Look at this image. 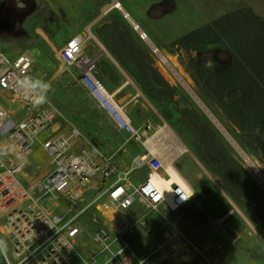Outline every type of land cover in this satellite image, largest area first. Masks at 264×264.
<instances>
[{
	"label": "rangeland",
	"instance_id": "rangeland-1",
	"mask_svg": "<svg viewBox=\"0 0 264 264\" xmlns=\"http://www.w3.org/2000/svg\"><path fill=\"white\" fill-rule=\"evenodd\" d=\"M250 1L6 0L0 11V47L38 46L42 56L36 66L44 74L45 98L120 167L130 165L145 147L120 132L96 106L77 81L78 70L60 59L65 44L86 38L84 53L97 52L91 56L96 58L94 71L124 113L137 127L151 123L148 135L162 132L161 126L170 132L166 141L153 137L152 146H147L177 154L175 164H167L173 163L194 191L189 202L176 209L140 204L127 211L135 223L124 236L141 264H222L228 251L264 246V94L250 95L248 87L238 102L252 71L246 29ZM238 9L239 16L234 14ZM226 15L231 17L221 21ZM163 55L189 80L192 91L175 77ZM236 59L240 61L235 65ZM34 151L43 154L40 148ZM42 154L41 166L27 167L29 181L48 172ZM112 216L92 209L80 217L89 232L78 245L83 250L81 245L88 242L84 255L92 252L95 228L123 227ZM163 222L178 228L202 251H187L177 259L157 252L149 232ZM4 242L9 250L8 240Z\"/></svg>",
	"mask_w": 264,
	"mask_h": 264
},
{
	"label": "built area",
	"instance_id": "built-area-1",
	"mask_svg": "<svg viewBox=\"0 0 264 264\" xmlns=\"http://www.w3.org/2000/svg\"><path fill=\"white\" fill-rule=\"evenodd\" d=\"M140 36L145 38L146 33L140 32ZM75 38L61 48L60 59L78 70L79 84L120 132L145 142L152 124L137 127L132 123L94 74L96 58L83 51L86 38ZM36 55L33 51L11 58L0 49V88L23 107L22 116L15 118L0 102V142L5 140L0 145V231L10 247L4 252L6 264H141L124 236L135 223L127 218V211L140 204L150 209H176L189 202L193 186L187 179L188 184L171 182L169 201L153 180L166 170L158 155L151 151L137 155L123 168L112 155L86 141L80 129L45 98L43 86L33 74ZM76 138L85 141L78 151L73 150ZM36 145L48 157L50 170L29 181L25 174ZM92 209L112 212V220L120 219L123 227L116 231L95 228L92 252L84 255L88 242L81 245L83 250L78 245L89 232L80 217ZM149 237L154 249L169 259L202 251L169 222L151 230Z\"/></svg>",
	"mask_w": 264,
	"mask_h": 264
},
{
	"label": "crops",
	"instance_id": "crops-1",
	"mask_svg": "<svg viewBox=\"0 0 264 264\" xmlns=\"http://www.w3.org/2000/svg\"><path fill=\"white\" fill-rule=\"evenodd\" d=\"M61 1H63L64 3H71V2H73V0H61ZM5 2H6V0H0V11L3 9V7L5 5ZM246 5H249L251 7V8H247L246 10H250V11H252L254 13H263L264 14V1H263V4H260L258 2V0H252L249 3H247ZM234 11L236 12V11H242V10L241 9H238V10H234ZM2 48H4V49H2ZM20 48L22 49L21 51H20ZM0 49L3 50V51H5L8 54V56L11 57V58H15L16 56H18V55H20L22 53H29V52H33L34 51L35 54H37V55H36V57H34V73L33 74H34V77L37 80L36 82L38 84L42 85L43 88H44V85H43L44 84L43 83L44 82V78L42 79V76H44V74L41 73L40 71L38 72L37 66H36L38 60L42 56V51H41V49L38 46H36V45H27V44L22 43L20 46L17 45L14 48L0 47ZM86 54L87 55H90V56H95V55H97V52H94L92 54H89V53L86 52ZM115 58L118 61H122L121 58H119V57H116L115 56ZM94 74L101 80V78L95 73V71H94ZM127 83H129V81H127ZM110 92H112V91H110ZM0 102L4 105V107L9 112L12 113V115L15 118H20L22 116V114H23V107H22V104L20 103V101H18L17 99H14L12 96H10L6 92H4L1 88H0ZM130 119H131L132 123L135 125V123L133 122V120H132L131 117H130ZM70 124H73V123L70 122ZM135 126H137V125H135ZM161 127H164L163 128L164 130L162 132H160L159 134H157L154 137V140L155 141H166V135L170 133L167 130V128H165V126H161ZM157 130H159V129H157ZM155 132L152 135H149V137L150 136H153L154 134L157 133V132L156 133ZM123 133H125V132H123ZM2 143H5V140H2L0 142V145ZM142 144L145 147V150L142 153H138L139 155H141L143 153H146L148 151H151L152 152V150L145 144V142H142ZM84 145H85V141L83 139L76 138L74 140L73 150L74 151H78ZM165 145L168 146V144H166V143H165ZM35 148H40L42 150V148L40 146H38V145H36L34 147V149ZM34 149H33L32 154L30 156L29 165L32 164V163H36V164H38V166H41L40 155L42 153H37V152L34 151ZM102 151L104 153H106L104 150H102ZM153 153L155 155H158L163 160V163H164L165 166H166V164L169 161H171V162H173L175 164L176 157H177L176 155L177 154L169 153L168 151L167 152H162L160 149H158L157 152H153ZM43 154L46 156V154L44 153V151H43ZM45 158H46V167H47V169L49 171L50 170V165H49V162H48V157L46 156ZM116 163H117V161H116ZM128 166L129 165L121 166V167L126 168ZM109 214L113 215L112 212H110ZM0 225H1V219H0ZM5 239L7 240L6 236L4 234H2L1 231H0V240L4 241ZM8 245H9V243H8ZM6 249H7V247H6ZM0 264H6V260H5L4 253H0ZM222 264H264V246H260L259 249L257 247H251V249L250 248L249 249L238 248V250H235V251H233V250L232 251H228V253H225V255H224V263H222Z\"/></svg>",
	"mask_w": 264,
	"mask_h": 264
},
{
	"label": "trees",
	"instance_id": "trees-1",
	"mask_svg": "<svg viewBox=\"0 0 264 264\" xmlns=\"http://www.w3.org/2000/svg\"><path fill=\"white\" fill-rule=\"evenodd\" d=\"M241 12L242 11H236V13L234 14L239 16V14H242ZM229 17H231V15H226L221 19V21H227ZM248 24L249 26L246 27V29L248 31L250 41L251 58L249 59V61L252 66V71L249 72V80L247 85L242 86V84L239 83L245 91L241 99L238 100V102H240V100H244V97L246 95V89L248 87L250 90V95L254 91H258L264 94V17H261L255 14L254 12L248 10ZM239 61L240 59H236L235 65Z\"/></svg>",
	"mask_w": 264,
	"mask_h": 264
},
{
	"label": "bare ground",
	"instance_id": "bare-ground-1",
	"mask_svg": "<svg viewBox=\"0 0 264 264\" xmlns=\"http://www.w3.org/2000/svg\"><path fill=\"white\" fill-rule=\"evenodd\" d=\"M117 6V5H116ZM91 36V35H90ZM80 36H78L77 38H75V41H80ZM80 46H79V53L82 52V44L79 43ZM163 59L165 60V62L170 66L172 67V70H173V73L175 74V77L187 88L189 89L190 91H192L191 89V86L189 84V80L186 79V77L183 75V73L179 70V69H176V64L175 63H172L171 61V58L168 57V56H165L163 55ZM171 60V61H170ZM195 97H197L195 95V93L193 94ZM198 99V98H197ZM198 101L200 102V104L202 106L203 103L198 99ZM116 102V101H115ZM118 105V104H117ZM119 106V105H118ZM120 107V106H119ZM204 108L206 109V111L208 112V114L211 116V118L215 121V123H217L219 125V127L224 130L223 126L219 123V121L215 118V116L209 111L207 110V108L204 106ZM124 112V111H123ZM126 115V114H125ZM160 131V130H159ZM225 131V130H224ZM158 133V131H157ZM156 134H154L153 136L149 137L145 143L146 145L148 146H152L153 143H151V140L153 137H155ZM233 141V140H232ZM182 150H185V147L182 146L181 147ZM152 152H154L152 150ZM246 160L250 163V165L252 167H255L256 165L254 164V162L246 157ZM166 170L163 171L159 176H157L156 178H154L153 180L155 181V183L163 190V193L165 195V197L170 201L171 200V185L170 183L171 182H179V183H187L186 179L184 178V176L178 171V169L174 166L173 163H170V164H167L166 166ZM256 168V167H255ZM170 177V179H169ZM188 184V183H187Z\"/></svg>",
	"mask_w": 264,
	"mask_h": 264
},
{
	"label": "clouds",
	"instance_id": "clouds-1",
	"mask_svg": "<svg viewBox=\"0 0 264 264\" xmlns=\"http://www.w3.org/2000/svg\"><path fill=\"white\" fill-rule=\"evenodd\" d=\"M44 87H47V86L45 85ZM41 102H42V100H41ZM4 252H6V244L4 241L0 240V253H4Z\"/></svg>",
	"mask_w": 264,
	"mask_h": 264
}]
</instances>
